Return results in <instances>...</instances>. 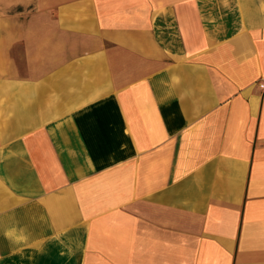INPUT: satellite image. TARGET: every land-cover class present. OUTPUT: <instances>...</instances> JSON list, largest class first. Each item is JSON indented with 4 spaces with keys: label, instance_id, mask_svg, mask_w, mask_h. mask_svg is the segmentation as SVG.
<instances>
[{
    "label": "crops",
    "instance_id": "obj_1",
    "mask_svg": "<svg viewBox=\"0 0 264 264\" xmlns=\"http://www.w3.org/2000/svg\"><path fill=\"white\" fill-rule=\"evenodd\" d=\"M264 0H0V264H264Z\"/></svg>",
    "mask_w": 264,
    "mask_h": 264
},
{
    "label": "built area",
    "instance_id": "obj_2",
    "mask_svg": "<svg viewBox=\"0 0 264 264\" xmlns=\"http://www.w3.org/2000/svg\"><path fill=\"white\" fill-rule=\"evenodd\" d=\"M259 83H260L262 86H264V80H263V79H261V80L259 81Z\"/></svg>",
    "mask_w": 264,
    "mask_h": 264
}]
</instances>
